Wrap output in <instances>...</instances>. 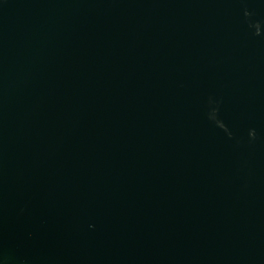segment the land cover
<instances>
[{"label": "water", "instance_id": "95a60500", "mask_svg": "<svg viewBox=\"0 0 264 264\" xmlns=\"http://www.w3.org/2000/svg\"><path fill=\"white\" fill-rule=\"evenodd\" d=\"M0 264H264V0H0Z\"/></svg>", "mask_w": 264, "mask_h": 264}]
</instances>
